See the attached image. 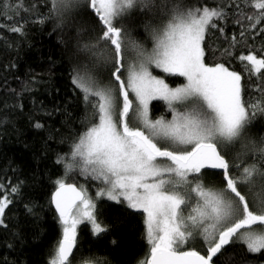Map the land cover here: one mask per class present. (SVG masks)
<instances>
[{"label": "snow or ice", "instance_id": "snow-or-ice-1", "mask_svg": "<svg viewBox=\"0 0 264 264\" xmlns=\"http://www.w3.org/2000/svg\"><path fill=\"white\" fill-rule=\"evenodd\" d=\"M246 2L255 10L244 16L252 21L247 27L257 29L264 22V0ZM50 6L61 23L87 6L100 25L94 43L78 44L71 82L91 108L93 122L77 135L67 160H57L65 172L54 181L49 203L62 233L50 264H70L78 226L87 223L97 237L110 232L97 217L101 201L142 214L148 252L139 264H214L236 243L249 253H264V138L244 143L246 129L264 108L244 100L240 74L224 63H206L202 46L207 29L217 27L214 20L224 19L223 6L178 0H50ZM133 12L146 17L150 49L115 22ZM261 32L264 27L256 35ZM238 59L250 74L264 70V58L255 54ZM167 77L184 82L173 87ZM153 101H163L171 118H151ZM241 147L239 155L252 154L251 164L230 162ZM209 170L221 177V187L202 182ZM72 172L99 182L95 198L83 185L67 182ZM11 203L5 192L0 225ZM197 239L203 253L190 247Z\"/></svg>", "mask_w": 264, "mask_h": 264}, {"label": "trees", "instance_id": "trees-1", "mask_svg": "<svg viewBox=\"0 0 264 264\" xmlns=\"http://www.w3.org/2000/svg\"><path fill=\"white\" fill-rule=\"evenodd\" d=\"M178 2L209 8L223 6L224 19L214 20L217 27L207 29L202 44L206 63H224L240 74L244 100L264 108V70L250 74L238 59L250 53L264 58V32L256 35L264 22L257 29H250L247 25L252 21L244 19L255 10L246 0ZM145 19L133 12L115 22L123 26L131 40L150 48L152 41L144 30ZM97 21L87 6L76 10L70 21L61 23L50 0H0V184L5 189L0 197L7 192L12 201L5 210L4 224L0 225V264H49L61 238L57 214L49 203L50 194L54 181L65 172L64 165L57 163L58 158H68L77 135L93 122L92 110L71 78L77 66L78 44L95 42L100 33ZM14 26H20L22 31H11ZM166 82L175 87L183 79L167 77ZM150 115L153 119L170 116L160 101L152 102ZM36 123L43 127L37 129ZM261 138L264 113L257 110L246 129L244 143L259 144ZM243 151L242 147L233 151L230 162L251 164L252 154L239 155ZM67 182L85 186L92 197L99 186L78 172L70 173ZM202 182L207 187L222 186L221 177L213 170ZM13 186L19 188L18 193H11ZM97 217L110 232L97 237L87 223L78 226V243L70 264H138L146 257L148 245L141 213L101 201L97 204ZM198 243L195 247L190 242V247L203 253V241ZM214 264H264V253H249L246 245L236 243L223 249Z\"/></svg>", "mask_w": 264, "mask_h": 264}, {"label": "rangeland", "instance_id": "rangeland-1", "mask_svg": "<svg viewBox=\"0 0 264 264\" xmlns=\"http://www.w3.org/2000/svg\"><path fill=\"white\" fill-rule=\"evenodd\" d=\"M152 46V45H151ZM151 48V47H150ZM149 48V49H150ZM155 71H159V70H154V74H156L155 73ZM158 75V74H157ZM164 75V74H163ZM183 79V78H182ZM183 82H184V80H183ZM178 86V85H177ZM160 102H162L163 104H164V102L163 101H160ZM165 105V104H164ZM165 108H166V105H165ZM166 111H167V108H166ZM168 112V111H167ZM169 113V112H168ZM170 114V113H169ZM150 117H151V115H150ZM152 118V117H151ZM157 118H159V117H157ZM171 118V114H170V116H169V119ZM154 119H156V118H154ZM66 160H67V158H65ZM85 178V177H84ZM95 182V181H94ZM95 184H98L99 185V182H95ZM95 184H92L91 185V188H93L94 186H95ZM85 187V186H84ZM97 189V188H96ZM96 191V190H95ZM93 198H95V195L93 196ZM60 225V224H59ZM60 230H61V233H62V229H61V225H60ZM200 241V239H197V240H195V241H192L191 242V244L192 245H194L195 247H196V245L197 244H199L198 242ZM143 260V259H142ZM49 264H50V261H49ZM139 264V263H138Z\"/></svg>", "mask_w": 264, "mask_h": 264}, {"label": "water", "instance_id": "water-1", "mask_svg": "<svg viewBox=\"0 0 264 264\" xmlns=\"http://www.w3.org/2000/svg\"><path fill=\"white\" fill-rule=\"evenodd\" d=\"M53 208V207H52ZM53 210H54V208H53ZM55 211V210H54ZM56 213V212H55ZM57 214V213H56ZM58 215V214H57ZM71 257V256H70ZM70 259V258H69Z\"/></svg>", "mask_w": 264, "mask_h": 264}]
</instances>
